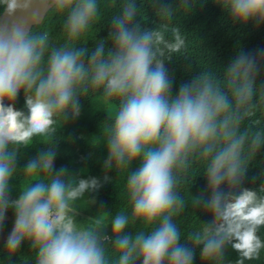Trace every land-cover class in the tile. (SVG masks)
I'll list each match as a JSON object with an SVG mask.
<instances>
[{"label": "clouds", "instance_id": "1", "mask_svg": "<svg viewBox=\"0 0 264 264\" xmlns=\"http://www.w3.org/2000/svg\"><path fill=\"white\" fill-rule=\"evenodd\" d=\"M41 2L47 10L43 21L60 20L59 41L46 27L0 26V233L6 211L14 212L0 264H11L24 242L34 264H193L197 249L204 264H225L229 247L238 253L236 264L258 258L264 249L258 235L264 226V184L256 190L241 187L264 145V126L250 122L251 109L264 101V88L255 82L256 59L239 54L221 71H203L173 95L164 36L159 25L141 26L139 0H119L111 14L110 46L97 41L92 48L83 45L104 0ZM195 2L180 0L178 7L190 11ZM33 3L0 0V16L26 12ZM215 3L233 22H264V0ZM176 11L161 7L156 15L171 20ZM21 90L26 111L12 103ZM82 97L112 106L98 136L107 148L99 178L52 170L56 130L79 116ZM36 143L45 147L21 171L19 153ZM193 167L204 174L207 192L186 196L181 185ZM113 169L123 178L126 207L77 221L78 207L88 203L85 193L109 181ZM16 177L18 195L11 199L9 181ZM201 205L211 220H199L186 234L175 217L186 206ZM104 212L103 223H92ZM130 228L135 231H126Z\"/></svg>", "mask_w": 264, "mask_h": 264}, {"label": "trees", "instance_id": "2", "mask_svg": "<svg viewBox=\"0 0 264 264\" xmlns=\"http://www.w3.org/2000/svg\"><path fill=\"white\" fill-rule=\"evenodd\" d=\"M118 2L119 0H104L101 14L86 37L88 40L84 47L92 48L97 41H103L106 46H110L111 41L108 37L111 29V14ZM179 3L180 0H139L141 16L137 18L142 27L160 26L164 36L162 52L168 58L165 60V66L172 78V94L174 95L182 84L203 71H221L239 54L256 59L259 69L255 78L256 86L264 88V22L249 21L245 24L233 22L215 0H196L190 11L180 9ZM161 7H176L174 18L161 20L156 15V10ZM33 27H46L52 32L54 41L61 39L59 18L49 16L40 25ZM12 103L14 108L26 111L23 90ZM80 106L79 116L68 119L56 130L53 138L56 156L52 170L55 173L63 167L69 174L79 175L82 178L103 177L107 148L99 144L98 136L101 134V129H104L109 122V114L106 111H110L112 106L95 97L91 99L82 97ZM250 122L252 127L264 126V101H258L251 109ZM44 147V144L36 143L23 149L16 161L17 168L22 171L26 162ZM197 173L198 167H193L182 181L181 188L186 196L190 195L189 192L194 196L207 192L204 174L197 175ZM107 175L110 177L109 181L102 182L98 190L85 193L84 199L88 203L78 207L77 221L94 217L100 211L112 213L126 207L123 178L117 177L118 174L114 169L108 171ZM9 184L10 198L15 199L18 195L19 178L10 179ZM262 184H264V145L257 149L250 161L241 187L256 190ZM107 212L93 218L92 223H95V219L103 223ZM13 220L14 212L9 208L5 213L3 232L10 229ZM175 220L186 234H190L198 226L199 220L209 222L211 215L202 205L186 206L178 213ZM110 229L109 225L105 231L110 233ZM126 231L135 230L130 228ZM258 235L264 239V226L259 229ZM181 242H184L183 238ZM3 244H0V259L6 258ZM33 256V250L27 242H24L12 256L11 264H34ZM238 259V253L229 247L226 250L225 264H236ZM135 264H140V261L137 260ZM193 264H204L199 249L196 251ZM244 264H264V249L261 250L258 258L245 260Z\"/></svg>", "mask_w": 264, "mask_h": 264}, {"label": "water", "instance_id": "3", "mask_svg": "<svg viewBox=\"0 0 264 264\" xmlns=\"http://www.w3.org/2000/svg\"><path fill=\"white\" fill-rule=\"evenodd\" d=\"M47 10L44 8L41 0H34V3L30 10L26 12L18 11L13 16L3 15L0 16V26H10L14 23L24 24L29 29L33 26L39 25L42 23ZM13 224L11 225L8 231L0 233V244L4 243L7 239L8 234L12 230Z\"/></svg>", "mask_w": 264, "mask_h": 264}]
</instances>
